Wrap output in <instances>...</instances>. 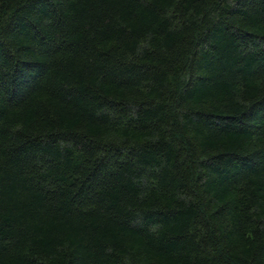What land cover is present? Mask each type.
I'll use <instances>...</instances> for the list:
<instances>
[{
  "label": "trees",
  "instance_id": "16d2710c",
  "mask_svg": "<svg viewBox=\"0 0 264 264\" xmlns=\"http://www.w3.org/2000/svg\"><path fill=\"white\" fill-rule=\"evenodd\" d=\"M0 264H264V0H0Z\"/></svg>",
  "mask_w": 264,
  "mask_h": 264
}]
</instances>
